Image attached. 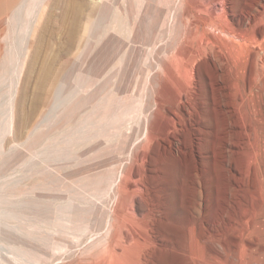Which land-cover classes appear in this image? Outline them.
<instances>
[{
    "label": "rangeland",
    "instance_id": "374dc122",
    "mask_svg": "<svg viewBox=\"0 0 264 264\" xmlns=\"http://www.w3.org/2000/svg\"><path fill=\"white\" fill-rule=\"evenodd\" d=\"M229 1L0 0V264H264L213 68L256 0Z\"/></svg>",
    "mask_w": 264,
    "mask_h": 264
},
{
    "label": "bare ground",
    "instance_id": "6f19581e",
    "mask_svg": "<svg viewBox=\"0 0 264 264\" xmlns=\"http://www.w3.org/2000/svg\"><path fill=\"white\" fill-rule=\"evenodd\" d=\"M212 1L204 0L205 4H201L199 7L201 9H207L212 13V15H221L223 13L221 15L222 17L224 14H225L224 16L228 17V15L231 13L232 10L229 4L231 1L229 0H219V1L215 0L213 2ZM191 14L194 13L188 11L187 17L188 18L192 17ZM229 18L230 17H228V19ZM198 21L199 20L197 19L196 23L199 28V26L203 25L201 23L202 22L204 23V21L202 22H198ZM236 22L237 25L234 26L233 29L236 35L238 36L239 43L238 44L232 43L233 45L229 46L227 45L228 42L225 43L226 40L224 36V40H225L224 43L227 46L226 47L223 46L225 48H223L222 46L218 47L219 52L217 51L218 56H216L217 57L216 60L215 61L213 60V65H214L213 68H215L219 79H223L226 82H229V87L226 90V92L228 99L230 101L229 113H232V118H231L232 129L235 133V137L237 138V144L239 146V149L246 151L245 154L247 155V157L245 161V166L247 169V174H249V176L255 182H257L258 176L261 177L264 176V133H263L264 130V0H256L255 7L250 11L243 13L242 16H240L239 19H237ZM201 30L198 31L199 34L203 36L205 31H201ZM189 33L191 34V32ZM210 37L206 38L207 42L213 44ZM231 37L233 36L231 35ZM229 39H231V41L233 40L232 38ZM202 43L203 42H201V44ZM198 44L196 45L198 46ZM214 45L215 43L213 44V46ZM196 52H194L193 54H196ZM209 57L211 58V56ZM32 64L33 61H31L30 66H32ZM50 66L51 65H49V67H46L43 70V73L41 74L40 79L38 81V88L41 91H43L44 87L50 81L51 68H52ZM189 68L188 70L192 69ZM190 72L188 71V74ZM57 80H58V74L51 83V87H50L51 90L55 87ZM151 136H152V130L149 132V137ZM259 193L261 194L262 192Z\"/></svg>",
    "mask_w": 264,
    "mask_h": 264
}]
</instances>
